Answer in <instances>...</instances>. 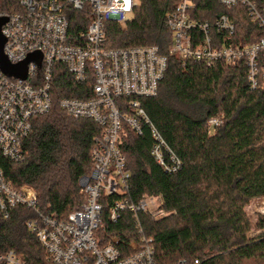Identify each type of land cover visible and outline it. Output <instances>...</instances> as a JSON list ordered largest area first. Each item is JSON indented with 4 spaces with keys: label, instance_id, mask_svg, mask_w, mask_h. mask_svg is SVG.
Masks as SVG:
<instances>
[{
    "label": "trees",
    "instance_id": "trees-1",
    "mask_svg": "<svg viewBox=\"0 0 264 264\" xmlns=\"http://www.w3.org/2000/svg\"><path fill=\"white\" fill-rule=\"evenodd\" d=\"M138 2L130 23L105 24L107 47L156 46L167 57L168 69L157 97L140 101L181 168L169 175L156 164L148 126L141 135L124 126L121 150L128 161L130 190L123 198L132 203L145 196L163 198L166 217L153 222L147 214L140 216L143 237L153 240L158 264H264V233L249 238L252 226L245 212L250 201L264 199V55L256 90L249 86L243 63H219L213 68L184 63L171 54L172 34L166 27L168 14L180 0ZM192 2L195 19L214 22L228 16L244 45L264 36L243 6L228 10L211 1ZM0 11H20L18 1L0 0ZM69 14L71 32L85 31L89 18ZM92 88V81L78 84L65 67L57 66L53 109L33 121L24 141L25 161L0 157L7 181L16 188L31 187L41 213L56 221L67 220L86 202L79 180L92 174V154L101 134L94 122L70 118L59 101L88 100ZM211 119H220L222 125L209 127ZM118 199L122 198L102 197V224L106 234L118 237L120 248L126 251L124 244L139 242L141 235L128 212L117 223L110 220L109 208ZM258 210L264 214V209ZM37 218L23 207L11 211L8 219L0 215V255L14 251L26 264H49L47 253L27 228Z\"/></svg>",
    "mask_w": 264,
    "mask_h": 264
},
{
    "label": "built area",
    "instance_id": "built-area-1",
    "mask_svg": "<svg viewBox=\"0 0 264 264\" xmlns=\"http://www.w3.org/2000/svg\"><path fill=\"white\" fill-rule=\"evenodd\" d=\"M20 11L3 13L6 40L4 55L13 66L30 57L26 79L6 75L0 65V157L23 163L24 141L33 121L53 109V81L57 66L65 67L78 84L92 81L91 98H63L59 107L74 120H90L101 128L93 150V170L79 186L86 202L67 220L56 221L41 213L37 193L29 186L14 187L0 165V215L8 219L18 207L31 210L37 219L27 223L47 253L49 264H158L153 240L143 237L140 216L153 222L167 216L161 196H145L137 203L123 198L130 190L128 161L121 150L122 132L128 126L141 135L145 126L152 132L151 155L169 175L178 173L181 162L151 123L141 99L157 97L164 80L168 59L156 46L111 50L107 47L105 24L130 23L139 7L138 0H17ZM231 10L247 9L251 22L264 32V0H206ZM192 0H180L168 14L166 27L172 34L171 54L184 63L194 62L213 68L219 63L244 64L252 90L259 86L264 36L244 45L236 37V26L228 16L214 22L193 17ZM89 18L85 31L71 32L69 13ZM222 125L211 119L209 127ZM121 197L109 208L113 223L130 213L140 241L124 244L110 237L102 224V197ZM0 264H26L14 251L0 255ZM175 264H188L180 261ZM196 264H199L196 262Z\"/></svg>",
    "mask_w": 264,
    "mask_h": 264
},
{
    "label": "water",
    "instance_id": "water-1",
    "mask_svg": "<svg viewBox=\"0 0 264 264\" xmlns=\"http://www.w3.org/2000/svg\"><path fill=\"white\" fill-rule=\"evenodd\" d=\"M8 19H0V65L2 71L10 76L19 79H26L27 66L32 61L33 57H30L26 62L21 65L13 66L9 63L8 59L4 55V46L6 40L2 35V27L7 23Z\"/></svg>",
    "mask_w": 264,
    "mask_h": 264
},
{
    "label": "rangeland",
    "instance_id": "rangeland-1",
    "mask_svg": "<svg viewBox=\"0 0 264 264\" xmlns=\"http://www.w3.org/2000/svg\"><path fill=\"white\" fill-rule=\"evenodd\" d=\"M259 205L260 207H258ZM260 208L264 209V199H254L245 208V212L252 226V231L249 234L250 239L257 238L264 233V228L262 229V226L264 227V214L259 212L258 209Z\"/></svg>",
    "mask_w": 264,
    "mask_h": 264
}]
</instances>
